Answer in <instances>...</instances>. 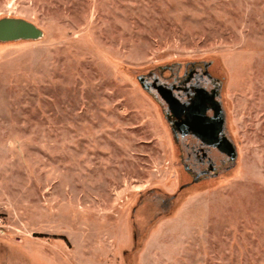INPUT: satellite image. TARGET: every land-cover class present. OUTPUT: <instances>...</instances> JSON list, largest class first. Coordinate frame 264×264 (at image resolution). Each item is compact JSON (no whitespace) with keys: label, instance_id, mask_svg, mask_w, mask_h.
Returning <instances> with one entry per match:
<instances>
[{"label":"rangeland","instance_id":"rangeland-1","mask_svg":"<svg viewBox=\"0 0 264 264\" xmlns=\"http://www.w3.org/2000/svg\"><path fill=\"white\" fill-rule=\"evenodd\" d=\"M0 264H264V0H0ZM203 73L212 174L147 82ZM39 248V249H38Z\"/></svg>","mask_w":264,"mask_h":264},{"label":"flooded vegetation","instance_id":"flooded-vegetation-1","mask_svg":"<svg viewBox=\"0 0 264 264\" xmlns=\"http://www.w3.org/2000/svg\"><path fill=\"white\" fill-rule=\"evenodd\" d=\"M146 87L159 97L174 133L183 144L192 145L190 154L204 168L200 174L207 176L215 170L208 156L211 151L222 157L223 163L234 160L227 147L234 148L226 132L219 91L203 73L191 74L179 83L154 78Z\"/></svg>","mask_w":264,"mask_h":264},{"label":"water","instance_id":"water-1","mask_svg":"<svg viewBox=\"0 0 264 264\" xmlns=\"http://www.w3.org/2000/svg\"><path fill=\"white\" fill-rule=\"evenodd\" d=\"M41 37V32L32 23L19 18H4L0 20V42H15L19 40L37 39ZM230 149V156L233 159L234 148Z\"/></svg>","mask_w":264,"mask_h":264},{"label":"crops","instance_id":"crops-1","mask_svg":"<svg viewBox=\"0 0 264 264\" xmlns=\"http://www.w3.org/2000/svg\"><path fill=\"white\" fill-rule=\"evenodd\" d=\"M39 249V248H38ZM32 263L33 264H56L53 263V258H51V254H41V250H37L36 252L32 255Z\"/></svg>","mask_w":264,"mask_h":264},{"label":"built area","instance_id":"built-area-1","mask_svg":"<svg viewBox=\"0 0 264 264\" xmlns=\"http://www.w3.org/2000/svg\"><path fill=\"white\" fill-rule=\"evenodd\" d=\"M0 224H1V221H0Z\"/></svg>","mask_w":264,"mask_h":264}]
</instances>
